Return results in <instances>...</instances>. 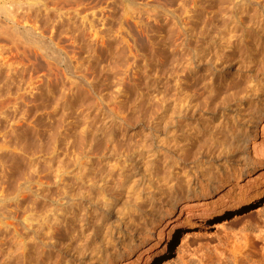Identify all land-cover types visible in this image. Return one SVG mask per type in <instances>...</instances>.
<instances>
[{
    "label": "rangeland",
    "instance_id": "obj_1",
    "mask_svg": "<svg viewBox=\"0 0 264 264\" xmlns=\"http://www.w3.org/2000/svg\"><path fill=\"white\" fill-rule=\"evenodd\" d=\"M1 1L3 0H0V5L2 3ZM60 3L61 4L57 5L58 8L60 7L57 10V12L59 11V14H55L54 11L56 10L53 11L55 8L51 7V3V6H49L50 4L48 3V7L55 15H53L54 17H52L49 26L43 27L45 28L43 30L44 32L41 30L44 34H42L44 37L42 36L41 38L44 43L46 41V46H53L54 48L52 49L58 50L57 53L55 52L52 54L51 52V55L48 54L49 58H46L48 57L46 54L49 49L46 52L45 48H43L44 50L40 49L39 51L35 49L36 47L33 45V36L29 38L27 37L29 41L31 38L32 43L26 38V34L28 33L25 34V30L30 28L33 30V22H35L31 16H28L30 14L29 11L27 13L28 15L25 13L27 17L23 13V15H21V10L20 12L17 9V14V11L15 12V19L17 21V26L19 27L18 29L20 30V33L18 32L19 35L16 34L15 36L18 35L17 37H19L21 41L17 37L15 38L18 41L14 36L9 38L5 34L10 27V24H12V21L8 20L5 15L0 12V26L4 24V22L9 25L6 29L4 26H1L0 28V32L1 30L4 32H2V35L0 34L1 37L5 35L4 38H0V51L3 50V48L4 50L5 48L7 49L10 45V47L13 46L12 49L15 50L4 53L9 54L10 56L7 55L9 60L5 57L4 61L7 60L5 62L13 64L12 66L13 68L15 66V70L18 67V65H16L18 63H20L19 67H22V70L24 68L23 71L21 70L22 72H19L20 70L17 72L18 74L21 73L19 74L21 77L18 76L17 73H14V75L11 76L12 78H10L11 71H8L7 65L4 64L2 65L3 67L0 66V78H2V81L0 80V233L2 232L4 235L6 234L3 232V227L7 223L11 224L8 229L10 234L14 231L18 232L19 229L22 230L21 232H26L27 230L25 229L28 227L26 224L29 223L27 233H30L31 235L29 234L28 237H30V241L35 243V247H38V242H40V239L43 237V235H41L42 232H39L40 230L38 226L44 223L43 219H52L54 216L58 220L55 221V223H58V225L61 226L60 228L58 226V228L63 230V232L61 231V235L64 234V237L66 238L58 241L57 249H55L53 254L56 256V254L58 255V253L63 251L64 253H60V257L63 255L62 258L67 261L66 264H122V262H124V260L121 259L123 254L129 253V251L132 250L130 252L132 257L130 256L129 258L133 260L136 257L134 255L135 252L138 250V252H141L143 251L142 249L145 250L147 247H151V251L160 252L158 256L155 255L152 256V258L150 257L146 259L149 264H180L184 261H188L190 264H236L230 251L239 248H243L244 252L240 256H237V264H242V262L245 261L246 264H248V262L249 264H260L261 256L259 253L264 249V170L260 169V166L258 170H253L251 168L261 163L263 164L264 162V154L260 151V149L264 147V133L261 129L264 128V110L261 109L262 107L259 105L260 102L254 103V101L258 102L260 96H264V94H262L264 91L262 88L264 87V82H261L264 81V73H262L264 69L262 72H253V74L256 75L262 73L263 77L259 81V86L257 87V89L260 88V90H255L258 96L256 93V95H254L253 91V95L256 96V98L252 95V92L248 94L250 95L249 97L245 93L246 90L243 88L245 91H242L241 88L244 86L243 83H245L246 79L239 76L240 71L243 69V64L238 63V54L234 57V60H231L227 75L229 80L227 79L228 81H225L222 87L224 88L226 82L231 84H234L235 82V84L239 83L237 85L239 88H236V90L239 89L240 94L244 92L242 94L244 95L243 98L238 94L240 97H236L235 100H232L233 102L231 101L232 108L235 111L239 109L237 110L239 111V114H237V111H234L237 116L231 112L233 110L231 108L230 111H224L223 114V112H221V106H223V104L220 102L215 104L208 103L206 100L208 99V94L201 88V84L195 80V76L185 77V74H187L186 71H182V75L181 71H175L174 69L172 70V68L170 70V67H172L170 66L172 65L170 62L172 60L175 61V58L179 55L178 45L183 39L185 28L187 29L190 25L191 27L194 25V31L198 33L195 35L198 47L194 52L196 53L198 51L197 53H199L200 51V53L203 54V57H209V54L211 53L209 52L211 51L210 46L213 43V37L215 35L213 34V36H209L213 32L215 33L210 23V18L213 11H217L218 8H221L220 1L64 0L63 3ZM12 9L14 10V7H12ZM87 14H90L89 17ZM218 19L217 23L220 24L219 21H221V18L219 17ZM83 22H85V24L88 22V25L86 24L88 27L85 26L87 31L83 28ZM6 24L4 25L6 26ZM81 27L84 31L82 29L80 30ZM105 28L107 31H105ZM199 29L203 31L206 30V32L211 31L212 33L207 32L209 33L207 35L205 31V34L202 31V34ZM90 31L94 33L97 31L95 38L93 35L90 36L92 34ZM102 31L104 32L102 33ZM34 32H38V30L36 29ZM51 34H53L52 36L54 38ZM209 37H212V39ZM12 38L14 39L12 40ZM86 38L89 39L88 43L91 42L90 44L92 45H95V41L99 40L96 41L99 42V45H97V43L96 46L100 49L95 46L96 49L99 50H96L95 52L92 51V53L90 51L87 52V54L84 51V47L82 49L83 44L85 45V43H87ZM9 39H11L12 42ZM14 40L19 46L18 44L16 45ZM1 41L3 42L1 43ZM129 44L133 48H131ZM15 45L19 47V49H15ZM22 45H25L23 46L24 48ZM128 48L134 49V63H136L133 64V69L129 72L131 74L126 76L119 75V77L118 72L115 71V74L112 66L117 57L123 54V56L127 55ZM41 52H44V54ZM58 54L60 55L59 57L57 56ZM52 56L54 58H52ZM56 57L57 60L55 59ZM259 58L257 59L261 60L260 56ZM49 62L53 64L55 63L54 65H51L54 70L51 67L49 68ZM252 64H255V62ZM193 65L194 64H192V66ZM79 67L82 72H85V74L89 76L87 78L89 84L77 91V89L75 90L73 87L74 83L72 82L77 81V78H79L78 75L81 72ZM237 67L241 70L239 71ZM77 68L78 72L76 70ZM178 73H180V77H178ZM70 76H72L71 79L73 80H70ZM114 76L121 78L120 84L118 83L120 80L116 82L115 79L118 78H115ZM176 77H178L177 91L174 89ZM31 78H33V80H31V82L33 81V84L39 86L40 83L41 85L37 87V90L35 88L33 91L34 94H37L35 97L32 95L33 92L31 93L27 90L29 89L27 82L28 80L30 81ZM241 78L244 81H239ZM19 79V83L21 82L22 84L20 83V86L17 89L15 83H18L17 81ZM26 79L27 82H25ZM179 79H181V81ZM23 80L25 83H23ZM113 80L117 83L116 85ZM45 84L48 85L45 86ZM22 85L25 89L22 87L23 89L20 91L19 89ZM198 85H200V87ZM48 86L49 88L47 89L46 87ZM51 86L54 88H51ZM60 90H65L66 95L64 98L60 97L62 94ZM74 90L76 93H74ZM82 90L84 92H82ZM38 91L40 94H38ZM79 91L82 93H79ZM101 91L106 95H113L111 97L114 99L113 106L115 108L113 107L111 111L113 116L111 117L114 121L116 120L114 123L115 127L112 126L114 130L108 128L99 131V133L93 131L91 135L92 131L89 132V127L88 125L86 127V124L88 121L89 123L91 122V117L89 119V116L93 115L96 110L103 109L104 107L101 106L103 104H101L102 102L99 98ZM171 94L175 95L172 96ZM79 95L82 99L78 98ZM177 96L180 99H178ZM75 100H78V102ZM218 101H220V99H218ZM175 102L179 104H176ZM2 105L3 108L1 107ZM64 106H66V108ZM95 107L98 108L95 109ZM258 109H261L263 112L259 113L257 111ZM22 110H24V115L27 117L23 115ZM1 111L3 114H1ZM19 111L22 114H20ZM61 111L62 113L65 111L61 119L62 121L59 120L62 116ZM255 111L259 114H255ZM253 112L255 113L252 114ZM226 114H228V116ZM22 115L23 117H21ZM114 115L118 116L115 117ZM232 115L243 123L246 121L244 124H248V128L251 129L249 131L254 132V137L247 144L245 143L244 138H242L243 136L241 133H244L243 128H241V130L237 129L238 131H241V133L237 132L235 128V132L239 135L232 132L234 129L230 123L231 121L233 123ZM247 115L251 118L250 120H248L249 117ZM16 116H19V119H17ZM175 118L181 122H177L180 126L177 132L179 131L178 135L183 133L181 135L183 138L182 140H184L183 144H185L188 150L192 151L196 149L198 145H202L204 149H207V146L212 147L211 153L208 155L211 158H204V161H202L203 167L209 166L210 164L215 167H219L220 165L224 166L223 176H226L224 178H226L227 181L218 191V195L225 198V201L229 205V210L223 213L222 217L218 220H208L196 224H190L191 227L174 232L170 245L168 247L166 245L163 250H160L163 246H159L160 243L156 242L159 237L158 232L161 228L157 227L154 223H151L147 229L141 230L142 227L140 225L142 221L140 217H138L139 211L131 205L134 204L135 201H133V199H135V194L134 196L132 195L133 191L131 187L132 185L135 186V183L137 184L136 181L142 179L145 165H143L142 162L138 163V161H134V159L124 158L120 153L125 150L126 152H129L127 150H130V148L133 150L130 151L129 154L131 152L133 153V151L136 153V149L132 145L134 141L133 138L136 139L137 134L140 133L139 131H141L142 127L148 120L154 119L157 121L160 119L163 121H157L159 122L158 126H161L160 128H162V125L165 126L166 124V127L170 128L172 127V125L169 126L170 122L174 125ZM224 118L225 120H231L230 122L228 121L230 125L229 128H222L221 126L220 131L218 127ZM121 120L124 121L121 122ZM165 120H168L169 124ZM197 122H199V126ZM213 124L218 126V130L211 127ZM181 127L187 130L181 132L183 129ZM202 128L208 133L209 130L214 129L217 134H214L213 136L212 134L203 135L202 132H200ZM230 128L231 130H229ZM223 129L224 131H228L224 132ZM86 131L89 133L87 134ZM108 131L109 134L114 132L112 137L108 136ZM160 131L164 130L160 129ZM226 132H229L230 135ZM85 133L89 137H93V134L96 135V139H94L95 141L93 140L94 142H92V146L96 145L93 147L95 150H93L92 153L93 161H90L86 167L84 166V168H82V165L79 166L76 164L77 162L71 160V157L73 159V156H71V150L73 148L71 149V147L72 145L79 147L81 145L79 142L82 141V138L84 137L83 134L85 135ZM235 134L240 138H236ZM105 135L106 137H104ZM232 136L235 138H233V141L236 140L238 145L236 142H232ZM206 137H210L211 141L205 140ZM97 141L98 143H96ZM74 142H77L79 146H76V144L74 145ZM232 143H234V145ZM105 147L112 149L111 154H98L99 150L101 152L102 148L105 149ZM252 147L258 150L255 149L256 151H254ZM256 152H259V155H255L257 154ZM73 153L75 154V152ZM135 153L133 154L136 157L137 154ZM247 155H249L250 158ZM244 157H246L247 160L248 158L250 160L252 159V162L249 160L247 161ZM254 161L255 163H253ZM110 165H115L111 179L113 181H110L108 186L104 188L91 189L88 185V180L93 177H103ZM118 168L122 169L124 175H118L119 170L116 171ZM55 170H57L56 173L59 171L57 175L55 174ZM60 170L62 171L60 172ZM86 170L89 171V179L84 176ZM228 171L230 172L226 173ZM246 171H248V175L245 173ZM71 172L73 176H70ZM57 176L60 177L58 178ZM63 176L64 178L66 177L65 179H67L68 176H70V180L71 178L72 180L73 178L75 179L73 181L69 180L70 182L68 181V184V182H66L67 180L62 178ZM148 177L149 188L145 191L148 192L151 189H158L160 186L159 176L152 174ZM60 179L67 184L60 181ZM129 190L132 193H128ZM140 196L141 195H139V197ZM65 197L71 200L68 199V201ZM128 200L131 201L129 202L130 204L126 202ZM65 201L67 202L64 203ZM64 204L69 208L66 205L64 207ZM50 213L52 216L51 218H48L47 215ZM56 213L59 216H57ZM72 215H74V217ZM26 216L30 217V219ZM67 217L68 219H66ZM69 217L72 219L70 220ZM22 220L24 221L22 222ZM67 220H70V222ZM64 223L66 224L64 225ZM30 224H32L33 229L30 227ZM80 226L85 228L84 235H81L80 237L66 235L67 231L72 230L71 232H73V230L79 229ZM15 227H18V230ZM10 228H12L11 231ZM21 232L19 231V233ZM7 236V238H9L10 235ZM8 252H10V250H1L0 247V264L5 261L11 264L13 263V258L12 256H8ZM100 257H103L104 261L100 262Z\"/></svg>",
    "mask_w": 264,
    "mask_h": 264
},
{
    "label": "bare ground",
    "instance_id": "obj_2",
    "mask_svg": "<svg viewBox=\"0 0 264 264\" xmlns=\"http://www.w3.org/2000/svg\"><path fill=\"white\" fill-rule=\"evenodd\" d=\"M64 0H3L1 1V5H0V12L2 14L5 15V17L8 19V20H11L12 21V24H10V27L8 28L7 26H9L8 24H6V22H4V24H6V26L4 24H2L1 26H4V28L6 29V27L8 28V30L5 32V34L10 38L12 36L17 37L19 35V27L17 26V21L15 19V15L18 13V10L21 12V15L23 14H27L28 11H29V15L28 16H31L35 22L34 23V27H33V30L35 31L36 29L38 30V32H34L31 28L28 29V30H25V34H26V38L28 37H31L33 36L32 38V42H33V45L36 47L35 49L39 50L40 49L42 50L43 48H45V52L47 51V56L46 58H49V55H51V52L52 54H54L55 52L57 53L58 50L57 49H52L54 48L53 46H46L47 43L45 41H43V39L41 38L44 34L42 33V31L45 29L43 28L44 26H49V24L51 23V20H52V17H54L53 15H55L56 13L59 14V11L57 12V10L60 8H58V4H61L60 2L63 3ZM220 3H221V8H218L217 11H213V13L211 14V18H210V23L213 27V30L215 31V33L211 32V31H207V32H211L212 34H210L209 36H213V43L211 44V52L209 54V57L208 58H205L203 57V54L200 53H195L194 51L197 50L196 48L198 47L197 46V42H196V36L198 33H196L194 30L195 28L194 25L191 27V25L186 29L185 28V34L183 36V39L179 42V55L177 58H175V61H171L170 64L172 63V67H170V70L172 68V70L174 69L175 71H181L182 75H183V72L182 71H186L187 74H185L186 76L185 77H193L195 76V80L201 84V88L203 90L206 91V93L208 94V99H206L208 101V103H217V102H220L223 104V106H221L222 108V111L223 114H224V111H227V110H231L233 109L232 108V105L231 103L233 102L232 100H235L236 97H244V95H242L244 92H242V94H240V91L239 89L236 90V88H239L237 85L239 84H231L229 82H226L224 88L222 87L225 83V81H228L229 79L227 78L228 76V67L230 66V62L231 60L233 59L234 60V57L238 54V58H239V62L238 63H241L243 64L242 65V70L239 69V67H237L240 71L239 73V76L242 77L243 79H246L245 80V83H243V87L242 88V91L245 89L246 90V94L248 95L249 93L252 92V95H253V91H254V95L257 94V92H255V90H260V88L257 89V87L259 86V81L261 80V78L263 77L262 73H264L263 69H264V0H219ZM48 3L51 4L49 6L55 8L53 9L56 10L54 11L55 14H53L54 12L48 7ZM219 3V2H218ZM8 4V5H6ZM57 6V7H56ZM11 7V8H10ZM12 7H14V10L12 9ZM18 9V10H17ZM17 11V12H16ZM25 11V12H23ZM16 12V14H15ZM19 12V13H20ZM0 13V14H1ZM14 13V14H13ZM23 13V14H22ZM93 13V12H91ZM90 13V14H91ZM25 14V16L27 17V15ZM89 14V15H90ZM3 15V17H4ZM20 15V16H21ZM88 15V14H87ZM88 15V17H89ZM196 16V15H195ZM19 17V16H18ZM25 17V18H26ZM87 17V18H88ZM91 17V16H90ZM100 17V16H99ZM221 18V21L220 24H221V27H220V24H218V18ZM4 19V18H3ZM6 19V20H7ZM20 19V17H19ZM18 19V21H19ZM69 19V18H68ZM21 20V19H20ZM23 21V20H22ZM21 21V22H22ZM44 21V22H43ZM93 21V19H92ZM103 21V20H102ZM10 22V21H9ZM99 22V21H98ZM206 22V21H205ZM2 23V22H1ZM11 23V22H10ZM20 23V22H19ZM36 23V24H35ZM45 23V24H44ZM97 23V22H96ZM28 24V23H27ZM31 24V23H30ZM88 25V22L86 23ZM85 22H83V28L85 29V26H86ZM94 24H95V21H94ZM195 24V23H194ZM36 25V26H35ZM53 25V24H52ZM187 25V24H186ZM189 25V24H188ZM196 25V24H195ZM0 26V28H1ZM96 26V25H95ZM104 26V25H103ZM204 26V25H202ZM219 26V27H218ZM36 27V28H35ZM88 27V26H86ZM99 27V26H98ZM155 27V26H154ZM197 27V26H196ZM205 27V26H204ZM210 27V26H209ZM3 28V27H2ZM82 27L80 28V30L82 29L84 31ZM96 28V27H95ZM104 28V27H103ZM102 28V29H103ZM202 28V27H201ZM208 28V27H207ZM99 29V28H98ZM97 29V30H98ZM151 29V28H149ZM206 29V28H205ZM4 30V29H3ZM42 30V31H41ZM87 31V29H85ZM93 30V29H92ZM101 30V29H99ZM104 30V29H103ZM152 30V29H151ZM155 30V29H154ZM198 30V28H197ZM202 33L203 30L199 29ZM208 30V29H207ZM212 30V29H211ZM105 31L106 28H105ZM109 31V30H108ZM111 31V30H110ZM206 32V30H204ZM203 31V33H204ZM3 31L1 30L0 34L2 35ZM19 32V33H18ZM24 32V31H23ZM44 32V31H43ZM47 32V31H46ZM92 32V31H90ZM101 32V31H100ZM104 31H102L103 33ZM199 32V31H198ZM206 34L208 35L209 33ZM106 33V32H105ZM108 33V32H107ZM155 33V32H154ZM182 33V32H181ZM202 33V34H203ZM16 34H18L17 36H15ZM22 34V33H21ZM20 34V35H21ZM43 34V35H42ZM87 34V33H86ZM91 34V33H90ZM109 34V33H108ZM107 34V35H108ZM205 34V33H204ZM0 35V38H4L1 37ZM50 35V34H49ZM53 34H51L52 36ZM95 38V36L97 35V31L92 32V34L90 36H92ZM105 35V34H104ZM156 35V34H155ZM85 36V35H84ZM89 36V38H90ZM109 36V35H108ZM107 36V37H108ZM119 36V35H118ZM6 37V38H8ZM44 37V36H43ZM53 37V36H52ZM88 37V36H87ZM106 37V36H104ZM110 37V36H109ZM108 37V38H109ZM12 38V40L14 39ZM19 38V37H17ZM22 38V37H21ZM27 38V39H28ZM54 38V37H53ZM108 38H107V41H108ZM210 38V37H209ZM16 39V38H15ZM87 39V43H85V45L83 44L82 46V49L84 47V51L87 53V52H90L92 53L95 52L96 50H99L100 48L97 45H99V42H96V41H99V40H96L95 41V45H92L90 43H88V38ZM92 39V37H91ZM106 39V38H105ZM212 39V37L210 38ZM1 40V39H0ZM4 40V39H2ZM7 40V39H6ZM11 42L12 40L9 39ZM17 40V39H16ZM19 40L21 41V39L19 38ZM85 40V39H84ZM129 40V39H127ZM200 40V39H199ZM15 41V40H14ZM13 41V42H14ZM18 41V40H17ZM19 41V43H20ZM24 41V40H23ZM26 41V40H25ZM29 41V39H28ZM27 41V42H28ZM77 41V40H76ZM81 41V40H80ZM92 41V40H91ZM3 41H1L2 43ZM8 42V40H7ZM16 42V41H15ZM31 42V38H30V41ZM31 42V43H32ZM101 42V41H100ZM131 42V41H130ZM129 42V43H130ZM212 42V41H211ZM24 43V42H23ZM21 43V44H23ZM6 44V43H5ZM8 44V43H7ZM11 44V43H9ZM18 43L16 42V45ZM131 44V43H130ZM129 44V45H130ZM133 44V43H132ZM14 45V43H13ZM15 45V49H19V47H17ZM29 45V44H28ZM54 45V44H53ZM128 45V46H129ZM11 46V45H10ZM7 47V49L3 48V50L0 51V66L2 65H7V68H8V71H11V74H10V78H12L11 76L14 75V73H17L19 70V72H22L24 70L21 69L22 67H19V64H16L18 65L17 69L15 70V66L13 68V64H10V63H7L4 61L5 57L7 58V55L9 56V54H4L6 52H11V50H14L12 49V47ZM19 46V44H18ZM25 46V45H22V47ZM99 48V49H96V47ZM101 46V45H100ZM131 46V45H130ZM27 47V46H26ZM126 47V46H125ZM209 47V48H210ZM24 48V47H23ZM58 48V47H57ZM81 48V47H80ZM102 48V47H101ZM131 48H133L131 46ZM44 50V49H43ZM51 50V51H50ZM127 50V48H126ZM134 49H130L128 48V52H127V55L123 56H119L117 57V59L115 60L112 68L114 69V72L117 71L118 72V76L119 75H128V74H131L129 73L131 71V69H133V64L134 63V52H133ZM15 51V50H14ZM13 52V51H12ZM27 52V51H25ZM14 53V52H13ZM17 53V52H16ZM15 53V54H16ZM23 53V52H22ZM31 53V52H30ZM37 53V52H36ZM42 53V52H41ZM90 53V54H91ZM122 53V52H121ZM11 54V53H10ZM44 54V52L42 53ZM76 54V53H75ZM88 54V53H87ZM100 54V53H99ZM56 55V54H55ZM54 55V57H55ZM19 56V55H17ZM58 57L60 56L59 54L57 55ZM64 56V55H62ZM86 56V55H85ZM99 56V55H98ZM259 56L261 57V60H259ZM10 57V56H9ZM8 57V58H9ZM51 57V56H50ZM52 56V58H54ZM66 57V56H65ZM71 57V56H70ZM91 57V56H90ZM7 58V59H8ZM78 58V57H77ZM205 58V60H204ZM237 58V57H236ZM259 58V59H257ZM16 59V58H15ZM25 59V58H24ZM51 59V58H50ZM57 60V57L55 58ZM53 59V60H55ZM61 59V58H60ZM138 59V58H137ZM9 60V59H8ZM13 60V59H12ZM17 60V59H16ZM46 61V60H45ZM50 61V60H49ZM137 61V60H136ZM237 61V60H235ZM15 62V61H14ZM21 62V61H19ZM71 62V61H70ZM75 62V61H74ZM138 62V61H137ZM255 64H252L254 63ZM31 63V62H30ZM33 63V62H32ZM50 63V66L49 68L51 67V65H54L53 63L49 62ZM59 63V62H58ZM155 63V62H154ZM158 63V61H157ZM233 63V62H232ZM231 63V64H232ZM246 66H245V64ZM10 64V65H9ZM65 64V63H63ZM138 64V63H137ZM140 64V62H139ZM192 64H194L192 66ZM142 65V63H141ZM140 65V66H141ZM251 65V66H250ZM23 66V64H22ZM92 66V65H91ZM150 66V65H149ZM239 66V65H238ZM244 66V67H243ZM3 67V66H2ZM1 67V68H2ZM159 67V66H158ZM53 68V67H51ZM58 69H60L59 67H57ZM68 68V67H67ZM80 68V67H79ZM91 68V67H90ZM89 68V69H90ZM111 68V69H112ZM153 68V67H151ZM70 69V68H69ZM22 70V71H21ZM52 70V69H51ZM50 70V71H51ZM54 70V68H53ZM52 70V71H53ZM62 70V69H61ZM77 72H78V68L76 69ZM85 70V69H84ZM157 70V69H156ZM169 70V71H170ZM45 71V70H44ZM48 71V70H47ZM51 71V72H52ZM70 71V70H69ZM80 71H81V68H80ZM79 71V72H80ZM113 71V70H112ZM168 71V69H167ZM262 72V73H259V74H253V72ZM62 72V71H61ZM95 72V71H94ZM29 73V72H28ZM42 73V72H41ZM59 73V72H58ZM73 73V72H72ZM1 74V73H0ZM18 74V73H17ZM21 74V73H19ZM18 74V76H20ZM116 74V72H115ZM169 74V73H168ZM237 74V73H236ZM23 75V74H22ZM56 75V74H55ZM64 75V74H63ZM178 77H180V73H178ZM181 75V76H182ZM231 75V74H230ZM254 75V76H253ZM256 75V76H255ZM30 76V75H29ZM34 76V75H33ZM47 77H49L48 75H46ZM53 76V75H52ZM68 76V74H67ZM92 76V75H91ZM96 76V75H95ZM115 77V78H118ZM21 77V76H20ZM18 77V78H20ZM32 77V76H31ZM40 77V76H39ZM62 77V76H61ZM72 76H70V80H73L71 79ZM79 78H77L78 80L75 81V82H72L74 83L73 84V87L75 88V90L78 89L80 90V88L82 89V87H85L86 85L89 84V81H88V77L85 72H80L79 75H78ZM97 77V76H96ZM95 77V78H96ZM113 77V78H114ZM120 77V76H119ZM178 77H176V80H175V90L176 88L178 87V83H177V79ZM29 78V77H28ZM33 78H36V77H33ZM33 78L30 79V81L28 80L27 82V79L25 82L28 83V88L27 89L29 92H33L36 88L37 90V87L41 86L40 83H39V86L38 85H35L33 84V81L31 82V80H33ZM60 78V77H59ZM65 78V77H64ZM76 78V76H75ZM184 78V77H183ZM231 78V77H229ZM239 80V81H244V80ZM2 78H0L1 80ZM7 79V78H6ZM14 79V78H13ZM16 79V78H15ZM22 79V78H20ZM20 79L17 81L18 83H15L16 84V87L18 89V87L20 86L19 84V81ZM25 79V77H24ZM45 79V77H44ZM43 79V80H44ZM52 79V78H51ZM97 79V78H96ZM123 79V78H122ZM228 79V80H227ZM233 79V78H231ZM235 79V78H234ZM239 79V77H238ZM236 79V80H238ZM37 80V79H36ZM53 80V79H52ZM60 80H63V79H60ZM116 82H118V80H120L118 83L120 84L121 83V78H118V79H115ZM181 81V79H179ZM263 80V79H262ZM2 81V80H1ZM16 81V80H14ZM40 81V80H38ZM65 81V80H64ZM111 81V80H110ZM114 81V80H113ZM170 81V80H168ZM179 81V82H180ZM185 81V80H184ZM231 81V80H230ZM235 81V80H234ZM24 80H23V83H25ZM45 82V81H43ZM51 82V81H50ZM49 82V83H50ZM66 82V81H65ZM71 82V81H70ZM97 82V81H96ZM112 82V81H111ZM110 82V83H111ZM115 82V81H114ZM114 83L115 85L117 83ZM261 82H264V81H261ZM10 83V82H9ZM8 83V84H9ZM35 83V81H34ZM92 83V82H90ZM94 83V82H93ZM169 83V82H168ZM233 83V81H232ZM241 83V82H240ZM22 84V83H21ZM44 84V83H43ZM56 84V82H55ZM60 84V82H59ZM64 84V83H63ZM62 84V85H63ZM67 84V83H66ZM112 84V83H111ZM113 84V85H114ZM118 84V85H119ZM261 84V83H260ZM263 84V83H262ZM10 85V84H9ZM24 85V84H23ZM23 85L21 86V88L19 89L20 91L24 88ZM27 85V84H26ZM48 85V84H47ZM45 84V86H47ZM50 85V84H49ZM52 85V84H51ZM72 85V84H71ZM241 85V84H240ZM44 86V85H43ZM42 86V87H43ZM70 86V85H69ZM174 86V85H173ZM171 86V87H173ZM181 86V85H180ZM200 87V85H198ZM23 87V88H22ZM53 86H51L52 88ZM59 87V86H57ZM66 87V86H65ZM261 87V86H260ZM47 89L49 88L46 87ZM54 88V87H53ZM244 88V89H243ZM264 89V87H262ZM261 88V89H262ZM25 89V88H24ZM44 89V88H43ZM46 89V91H47ZM200 89V88H199ZM62 90V88H61ZM60 90V91H61ZM74 90V91H75ZM104 90V89H103ZM180 90V89H179ZM241 90V89H240ZM244 90V91H245ZM26 91V90H25ZM24 91V92H25ZM41 92H43L42 90H40ZM52 91V90H50ZM55 91V90H54ZM58 91V90H57ZM59 91V92H60ZM95 91V90H94ZM172 91V90H171ZM177 91V90H176ZM36 92V91H35ZM62 94L60 95L61 98H64L65 95H66V92L65 90L64 91H61ZM71 92V91H70ZM73 92V91H72ZM81 91H79L80 93ZM82 92H84L82 90ZM81 92V93H82ZM88 92V91H87ZM264 92V91H263ZM262 92V94H264ZM8 93V92H7ZM30 93V94H31ZM76 93V91L74 92ZM78 93V92H77ZM100 93V92H99ZM174 93V92H173ZM256 93V94H255ZM38 94L39 91H38ZM52 94V93H51ZM88 94V93H87ZM204 94V93H203ZM240 94V96L238 95ZM32 95L35 97L37 94L34 92L32 93ZM45 95H48V94H45ZM69 95V94H68ZM86 95V94H84ZM92 95V94H91ZM110 95V94H109ZM108 94L106 95L104 92L102 93L101 91V95L99 94V98L101 100V106H104L103 109H98V110H94V114L89 116V119H90V123L88 121V123L86 124V127L88 125L89 127V132H91V135L93 133V131L96 133L99 131H102V130H106L108 128H112V126H114V119L112 118V109H113V101L114 99L109 96ZM172 95V94H171ZM175 95V94H174ZM172 95V96H174ZM251 95V96H252ZM253 95V96H254ZM8 96V95H7ZM20 96V95H19ZM18 96V97H19ZM75 96V95H74ZM83 96V95H81ZM205 96V95H204ZM250 97V95H248ZM252 96V97H253ZM258 96V94H257ZM1 97V96H0ZM22 97H23V94H22ZM20 97V98H22ZM58 97V96H57ZM84 97V96H83ZM251 97V98H252ZM256 98V96H254ZM60 98V99H61ZM80 99H82V97H79ZM85 98V97H84ZM83 98V99H84ZM176 98V97H175ZM178 98V96H177ZM206 98V97H205ZM259 98V97H258ZM23 99V98H22ZM30 99V98H29ZM75 99V98H74ZM180 99V98H178ZM177 99V101H178ZM218 99H220V101H218ZM1 100V99H0ZM10 100V99H9ZM241 100V98H240ZM257 100V99H256ZM78 102V100H75ZM74 101V102H75ZM82 101V100H81ZM176 101V100H175ZM232 101V102H231ZM6 102V101H5ZM80 102V100H79ZM100 102V101H99ZM98 102V103H99ZM260 102V103H259ZM3 103V102H2ZM9 103V102H8ZM176 103V102H175ZM174 103V104H175ZM254 103H259V105H261V109L264 110V96H260L258 102H255ZM17 104V103H16ZM176 104H179V103H176ZM175 104V106H176ZM6 105V104H4ZM59 105V104H58ZM95 105V104H94ZM219 105V104H218ZM255 105V104H254ZM39 106V105H38ZM93 106V105H92ZM91 106V107H92ZM97 106V105H96ZM174 106V107H175ZM3 108V105L1 106ZM5 107V106H4ZM13 107V106H12ZM18 107V106H17ZM26 107V106H24ZM57 107V106H56ZM66 108V106H64ZM99 107V105H98ZM98 107H95L98 108ZM177 107V106H176ZM32 108V107H31ZM48 108V107H47ZM60 108V107H59ZM62 108V106H61ZM101 108V107H100ZM115 108V107H114ZM220 108V107H219ZM220 108V109H221ZM231 108V109H230ZM258 108V107H257ZM22 109V108H21ZM54 109H55V106H54ZM53 109V110H54ZM237 109V108H236ZM261 109H258L257 111L260 113V112H263ZM61 110V109H60ZM92 110V109H91ZM239 110V109H237ZM236 110V111H237ZM256 110V109H254ZM253 110V111H254ZM24 110H22L23 112ZM27 111V110H26ZM35 111V110H34ZM51 111V110H50ZM235 110L233 109L231 112L236 114L234 112ZM55 112V111H53ZM65 111H63L64 113ZM92 112V111H90ZM89 112V113H90ZM115 112V111H114ZM230 112V113H231ZM239 111H237V114ZM256 112V111H255ZM255 112H253L252 114H254ZM20 114H22L20 111H19ZM18 113V115H19ZM60 113V112H59ZM62 113V111H61ZM63 113L61 114V118L59 120L62 119L63 117ZM258 113V114H259ZM1 114H3V112L1 111ZM117 114V113H115ZM177 114V113H176ZM236 114V116H237ZM257 114V112L255 113ZM257 114V115H258ZM23 115H24V112H23ZM23 115L21 117H23ZM90 115V114H88ZM87 115V116H88ZM119 115V114H118ZM117 115V116H118ZM222 115V114H221ZM228 116V114H226ZM230 115V114H229ZM242 115V114H241ZM263 115V114H261ZM1 116V115H0ZM9 116V115H8ZM14 116V115H13ZM25 116V115H24ZM32 116V115H31ZM112 116V117H111ZM115 116V115H114ZM115 116V117H117ZM235 116V117H236ZM248 116V115H247ZM250 116V114H249ZM248 116V117H249ZM256 116V115H255ZM255 116H252V117H255ZM17 119H19L18 117L19 116H16ZM27 117V116H25ZM52 117V115H51ZM222 117V116H221ZM233 117V123L231 120L227 119L225 120V118L220 122V126H215V124H213L211 127L214 128L215 130L217 129V127L221 128H229V123L228 121L232 124L233 126V131L232 132H235L237 129L241 130V128H243V132L244 133H241V131H238L237 132H240L242 134V138H244L245 140V143L247 144L248 142L251 141V139L254 137V132H250L249 130H251L250 128H248V124H244L246 123V121L243 123L241 122V120H238L237 118H234V116L232 115ZM231 117V118H232ZM242 117V116H241ZM245 117V116H244ZM251 117V116H250ZM249 117L248 120H250L251 118ZM259 117V116H257ZM119 118V117H118ZM117 118V119H118ZM123 118V117H122ZM223 118V117H222ZM247 118V117H246ZM261 118V117H260ZM116 119V118H115ZM120 119V118H119ZM163 119V118H162ZM244 119V118H243ZM125 120V119H124ZM124 120H121L124 121ZM160 120V119H158ZM157 120V121H158ZM164 120V119H163ZM235 120V121H234ZM247 120V119H246ZM62 121V120H61ZM59 121V122H61ZM156 120H148L146 122V124H144V126L142 127L141 131H139L140 133L137 134V137L136 139H134L132 145L134 146V148L136 149V153L133 151V153L137 154L136 157L134 156V154L131 152L129 154L131 150H127L129 152H126L125 151H122L120 154H122V156H124V158H127V159H134V161H138L139 162H142L143 165H145L144 167V174L142 176V179L139 180V181H136L137 184L135 183V186L132 185V191H133V196L135 194V199H133L134 201V204H131L133 206H130V207H133V208H136L137 211H139V214H138V217H140L141 219V227L142 229L141 230H145L147 229V227L151 224V223H154L155 225H157V227L161 228L160 231L158 232V238H157V242L156 243H160L159 246H163L160 250H163V248L167 247L170 245L171 243V239H173V235H174V232L178 231V230H185L187 229L188 227H191L190 224H196V223H199V222H204V221H208V220H218L220 217H222V214L227 212L229 210V205L227 204V202L225 201V198H223L221 195H218V191L220 190V188L225 184V182L227 181L226 176H223V170H224V166L223 165H220L219 167H215V166H212V164H210L209 166H205L203 167L202 166V161H204V158H211L209 157V153H211V149L212 147L211 146H207V149H204L202 145H198L196 147V149L194 150H188L185 146V144H183L184 140H182L183 138L181 137V135L183 133H181L183 130H187V129H184L183 128L181 130V134L178 135L179 131L177 132L178 128H180V126L178 125V119H174V122L175 124L173 125V123L171 124L170 122V125H172V127H166L167 124L164 126L162 125V128H160L158 126V123ZM162 121V120H160ZM167 121V123L169 124L168 120H165ZM164 121V122H165ZM63 122H64V118H63ZM61 122V123H63ZM118 122V121H117ZM116 122V124H117ZM163 122V121H162ZM256 122V121H255ZM179 123H181L179 121ZM248 123V121H247ZM251 123V122H250ZM249 123V124H250ZM260 123V122H259ZM258 123V124H259ZM161 124V123H160ZM198 126H199V122H197ZM219 124V123H218ZM261 124V123H260ZM264 124V123H263ZM13 126V125H12ZM164 126V128H163ZM182 126V125H181ZM250 126V125H249ZM255 126V125H254ZM115 127V126H114ZM202 127V125H201ZM210 127V126H209ZM4 128V127H3ZM163 129L164 131H160V129ZM174 128V129H173ZM212 128H209V129H212ZM236 128V130H235ZM256 128V127H255ZM113 129V128H112ZM172 129V130H171ZM212 129V130H209V133L204 131V128H202V130H200V132H202L203 135L205 134H212V136L214 134H217L215 133V130ZM262 129V132L264 133V128H261ZM3 130V129H2ZM14 130V129H13ZM111 130V129H109ZM114 130V129H113ZM177 132H175V131ZM218 130V129H217ZM231 130V128L229 129ZM88 131V129H87ZM86 131V132H87ZM112 131V130H111ZM221 131V130H220ZM224 131V129H223ZM225 131H228V130H225ZM224 131V132H225ZM254 131V130H253ZM87 132V134L89 133ZM104 132V131H103ZM161 132V133H160ZM204 132V133H203ZM217 132V131H216ZM231 132V131H229ZM229 132H226V133H229ZM237 132H235L237 134ZM5 133V132H4ZM3 133V134H4ZM18 133V132H16ZM114 132H112L113 134ZM134 133V132H133ZM160 133V134H159ZM112 134H109V131H108V136H111L112 137ZM132 134V133H131ZM135 134V135H136ZM233 134V133H232ZM235 134V136H236ZM90 135V134H89ZM107 135V134H106ZM106 135L104 137H106ZM230 135V133L228 134ZM239 135V134H237ZM5 136V135H4ZM9 136V135H8ZM82 136V135H81ZM83 138H82V141L79 142L81 145L79 146L78 143L74 142L73 144L76 146L78 145L79 147H75L72 145L71 147V156H73V159L71 157V160L74 161V162H77L76 164H78L79 166H81L82 168H84V166L86 167V165L88 163H90V161H93L92 159V153H93V150H94V146H92V142H94L96 139V135L93 134V137L92 136H87L86 133L85 135L83 134ZM98 136V135H97ZM108 136H107V139H108ZM133 136V135H132ZM234 136V135H233ZM232 136V142H236L233 141V137ZM241 136V135H240ZM103 137V138H104ZM110 137V139H111ZM231 138V137H230ZM236 138H240V137H237ZM7 139V138H6ZM11 139V138H10ZM92 139V140H91ZM99 139V138H98ZM106 139V138H104ZM109 139V141H110ZM235 139V138H234ZM94 140V141H93ZM100 140V139H99ZM205 140H209L211 141V138L210 137H206ZM241 140V139H240ZM243 140V139H242ZM3 141V140H2ZM8 141V140H7ZM80 141V140H79ZM238 141V140H237ZM9 142V141H8ZM242 142V141H241ZM98 143V141L96 142ZM237 145H238V142H236ZM243 143V142H242ZM244 143V144H245ZM234 145V143H232ZM69 145V144H68ZM131 145V146H132ZM194 145V143H193ZM192 145V146H193ZM264 145V144H263ZM132 146V147H133ZM75 147V149H74ZM261 148V147H260ZM68 149V148H67ZM70 149V148H69ZM252 149H254V151L258 150L254 147H252ZM256 149V150H255ZM262 150H264V147L261 148ZM260 149V151L264 154V151H262ZM111 148H107L105 147V149L102 148L101 152L99 150V153L98 154H111ZM95 151V150H94ZM5 152V151H4ZM70 152V153H71ZM75 152V154L73 153ZM222 152V151H220ZM253 152V151H252ZM257 153V152H256ZM259 153V152H258ZM255 154V155H259V154ZM261 153V154H262ZM260 154V155H261ZM5 155V154H4ZM9 155V154H8ZM113 155V154H112ZM133 155V156H132ZM254 155V153H253ZM254 155V156H255ZM120 156V155H119ZM118 156V157H119ZM249 157V155H247ZM121 157V156H120ZM252 157V156H251ZM246 159V157H244ZM250 158V157H249ZM248 158V160L250 162H252L250 159ZM255 158V157H254ZM258 158V157H257ZM244 159V161H245ZM6 160V159H5ZM247 160V159H246ZM247 160V161H248ZM254 160V159H253ZM257 160V159H255ZM70 161V160H69ZM243 161V162H244ZM246 162V161H245ZM255 163V161L253 162ZM257 163V162H256ZM136 164V162H135ZM249 164V162H248ZM251 164V163H250ZM114 166L115 165H110L107 169V172L103 175V177L101 178H96V177H93V178H90V174H89V171L86 170V172L84 173V176L85 178L89 179V186L91 189H95V188H104L106 186H108L109 182L110 181H113L111 180L112 179V175H113V169H114ZM259 166H260V169L264 170V162L263 164H259L257 166H254L252 167L251 169L253 170H258L259 169ZM250 169V170H251ZM119 170V176H122L124 175L122 172V169L121 168H118L116 171ZM252 170V171H253ZM57 170H55V174L57 175L58 172L56 173ZM62 170H60L61 172ZM2 172V171H1ZM66 172V171H65ZM230 171L226 172V173H229ZM247 175H248V171L245 172ZM154 174L155 176L158 175L159 176V181H160V186L158 187V189L156 190H150L148 192L147 189L149 188V183H148V176ZM243 174V172H242ZM60 175V174H59ZM62 175V174H61ZM142 175V174H141ZM146 175V176H145ZM70 176H73L72 175V172H71V175ZM70 176H68L67 179L64 178V176L62 178H64L65 180H67L66 182H68L70 179ZM56 177V176H55ZM58 178L60 176H57ZM32 178V177H31ZM75 178H73L74 180ZM140 179V178H139ZM72 180V178H71ZM70 180V181H71ZM72 180V181H73ZM60 181H63L60 179ZM69 181V182H70ZM135 181V180H133ZM65 182V181H63ZM65 182V183H66ZM68 182V184H69ZM140 182V183H139ZM67 184V183H66ZM91 184V185H90ZM100 184V185H98ZM26 186V185H25ZM4 189V188H3ZM146 190V191H145ZM24 191V190H22ZM131 192L130 190L128 191V193ZM3 193V192H2ZM8 193V192H7ZM11 193V192H10ZM132 193V192H131ZM157 194V195H156ZM139 195H141L139 197ZM145 195V196H144ZM155 195V196H153ZM23 196V195H22ZM66 200H68L66 197H65ZM22 200V199H21ZM71 200V199H69ZM68 200V201H69ZM131 200V199H130ZM67 201H65L64 203H66ZM126 202H131V201H126ZM69 203V202H68ZM146 203V204H144ZM126 204V203H125ZM130 204V203H129ZM66 204H64L63 206L65 207ZM72 205V204H70ZM69 205V206H70ZM62 206V207H63ZM67 206V205H66ZM68 207V206H67ZM66 207V208H67ZM129 207V208H130ZM69 208V207H68ZM67 208V209H68ZM72 208V207H71ZM132 209V208H131ZM136 211V210H135ZM132 212V211H131ZM53 213V212H52ZM55 213V212H54ZM136 213V212H135ZM51 214V213H50ZM48 214V218L52 216V214L50 215ZM57 214V213H56ZM54 214V215H56ZM71 215V214H70ZM69 215V216H70ZM46 216V217H47ZM57 216H59L57 214ZM68 216V214H67ZM74 217V215H72ZM28 219H30V217L26 216ZM45 217V218H46ZM61 217V216H60ZM63 217V215H62ZM65 217V216H64ZM71 217V216H70ZM69 217V219H70ZM59 219V217H58ZM63 219V218H62ZM68 219V217L66 218ZM72 219V218H71ZM70 219V220H71ZM5 220V219H4ZM65 220V218H64ZM63 220V222H64ZM70 220H67L68 222H70ZM139 220V218H138ZM24 220H22L23 222ZM28 221V220H27ZM55 221H58L56 217L53 216L52 219H43V222L42 224H40L38 227H39V232L41 233V235H43V237L40 239V242H38V247H35V243L33 241H30L31 239H29L30 237H28V227H29V223H27L26 225L28 226L26 229L24 227L25 230H27L26 232H21L22 230L19 229V231L21 233L18 232H13L12 234H10V232L8 231L9 227L11 226L10 223H7L4 225L3 227V232H5L6 234L4 235V233H0V247H1V250H10V252H8V256H12L13 258V263L12 264H66L67 261H65L62 257H60V253H64L62 250V252L58 253V255L56 254V256L53 254V252L55 251V249H57V246H58V241L61 240V239H65L66 237H64L65 235H61V231L63 232V230H60L59 228L61 226L58 225V223H55ZM61 221V219H60ZM21 222V221H20ZM26 222V220H25ZM24 222V223H25ZM30 222V221H29ZM60 223V222H59ZM62 223V222H61ZM140 223V221H139ZM66 223H64L65 225ZM71 224V223H70ZM14 225V224H13ZM25 225V224H24ZM23 225V226H24ZM32 227V224H30ZM61 225V224H60ZM68 225V224H67ZM21 226V227H23ZM59 226V228H58ZM63 226V225H62ZM70 226V225H69ZM19 227V225H18ZM18 227H15L16 229ZM20 227V228H21ZM37 227V228H38ZM67 227V226H66ZM36 228V229H37ZM63 228V227H62ZM68 228V227H67ZM12 228H10V231H11ZM31 229V228H30ZM29 229V230H30ZM33 229V227H32ZM70 229V228H69ZM18 230V229H17ZM38 230V229H37ZM36 230V231H37ZM33 231V230H32ZM35 231V229H34ZM67 231V230H66ZM72 230H69L66 232V235H69L71 237H80L81 235H84L85 234V228H83V226H80L79 229H76V230H73V232H71ZM87 231V230H86ZM156 231V230H155ZM30 232V231H29ZM27 233V234H26ZM38 233V231H37ZM185 233V232H184ZM35 234V233H33ZM39 234V233H38ZM7 235H10L9 238H7L8 236ZM31 235V234H30ZM37 235V234H36ZM157 237V236H156ZM29 239V240H28ZM60 243V242H59ZM68 245V244H67ZM61 246V245H60ZM65 246V245H64ZM63 246V247H64ZM62 247V248H63ZM155 247V246H154ZM69 248V247H67ZM151 247H147L145 250L142 249L143 251L141 252H135L134 255L136 256L135 259H131L129 258L131 255H130V252L132 251H129V253H125L121 256V259L124 260V262H122V264H147L148 262L146 261V259L148 258H152V256H158V254H160V252H154L153 250L151 251L150 249ZM160 248V247H159ZM36 249V250H35ZM165 251V250H164ZM166 252V251H165ZM244 252V249L243 248H239V249H232L230 251V253H232V256L234 257V261L236 262L237 264V256H240L242 253ZM146 253V254H145ZM260 256H261V259H260V264H264V249L259 253ZM107 256V255H106ZM132 257V256H131ZM65 258V257H64ZM101 258V257H100ZM104 258L102 257L101 258V261H104L103 260ZM100 260V259H99ZM79 262V261H78ZM246 262V261H245ZM245 262H242V264H246ZM251 263V262H250ZM1 264H11L7 261H5L4 263L2 262ZM70 264V263H68ZM73 264V263H72ZM80 264V263H79ZM149 264V263H148ZM180 264H190L188 261H184ZM240 264V263H239ZM249 264V262H248ZM255 264V263H254ZM257 264V263H256Z\"/></svg>",
    "mask_w": 264,
    "mask_h": 264
}]
</instances>
